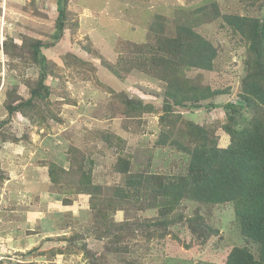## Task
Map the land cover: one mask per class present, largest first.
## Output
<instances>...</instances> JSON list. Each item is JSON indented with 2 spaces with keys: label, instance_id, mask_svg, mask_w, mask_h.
Returning a JSON list of instances; mask_svg holds the SVG:
<instances>
[{
  "label": "rangeland",
  "instance_id": "374dc122",
  "mask_svg": "<svg viewBox=\"0 0 264 264\" xmlns=\"http://www.w3.org/2000/svg\"><path fill=\"white\" fill-rule=\"evenodd\" d=\"M57 3L0 0V264H226L235 247H248L258 257L259 246L240 232L233 203L183 200L169 215L172 224L160 227L158 210L148 209L144 199L113 200L108 225L101 206L126 185V174L115 171L120 159H130L129 175L164 177L186 175L190 161L176 145L157 144L169 131L160 120L162 85L137 70L122 80L107 65L131 66L138 55L132 49L149 41L157 20L166 24V35H176L191 12L212 3L221 14L263 19L264 0H68L62 38L48 46L57 32ZM199 24L195 30L218 56L213 70L187 75L228 93L208 101L219 106L211 111L179 112L227 148L231 138L222 126L230 115L223 106H245L240 94L247 46L222 18ZM36 40L44 45L51 94L35 110L9 117L10 104L27 98L41 76L31 52ZM124 94L157 112L142 119L116 113ZM243 113L252 117L246 106ZM179 127L171 140L190 147ZM52 164L63 170L56 185L49 177ZM82 172L100 186L97 197L79 190Z\"/></svg>",
  "mask_w": 264,
  "mask_h": 264
},
{
  "label": "trees",
  "instance_id": "16d2710c",
  "mask_svg": "<svg viewBox=\"0 0 264 264\" xmlns=\"http://www.w3.org/2000/svg\"><path fill=\"white\" fill-rule=\"evenodd\" d=\"M57 4V32L52 35L53 42L48 46H54V43L60 41L65 29L68 0H58ZM190 14L192 15L187 21L176 26V35L172 36L166 35V24L157 20L148 35L149 41L132 49L138 55H135L131 66L122 63L116 67L107 65L122 80H126L137 70L162 85L165 103L160 120L162 126L169 131L161 134L157 144L176 145L178 149L188 152L190 161L187 173L175 177L129 175L130 159H120L115 171L126 174V185L116 188L113 199L102 204L101 217L105 225H108L110 211L113 212L116 208L113 201L116 199L120 202L144 199L148 209L158 210V227L172 224V220L168 219L169 215L183 200L206 205L233 203L242 236L258 245L260 252L256 257L248 247H235L226 264H264V18L221 14L216 3L200 7ZM219 18L234 34L240 35L247 46V74L240 97L244 100L247 111L252 112V117L248 118L243 113L245 106L230 102L223 106L230 115L229 123L222 126L231 138L227 148H220L218 139L206 127L186 121L182 112H179L180 109L211 111L219 106L208 101L228 93V90L203 87L187 75L191 70H213L218 50L195 30L194 25L197 21L202 25ZM26 44L28 40H24V46ZM4 46L5 53L9 54L10 46L6 43ZM43 47L39 40L31 46L32 57L35 62H39L42 70L37 87L30 91L27 98L10 104L9 117L18 112L26 114V111L35 110L36 103L51 94L46 83L50 75L46 71L48 60L41 52ZM114 111L128 119H142L146 114L156 113L157 109L152 104L140 99L134 100L124 94ZM232 112L235 114H231ZM33 113L35 112L31 114ZM178 126H181L178 132L180 138L187 139L190 147L178 140H171V134ZM59 171L63 173L55 164L49 167V177L54 185L60 181ZM82 183L83 186L80 185ZM79 185L82 193L94 197L101 191L89 173L82 172Z\"/></svg>",
  "mask_w": 264,
  "mask_h": 264
}]
</instances>
